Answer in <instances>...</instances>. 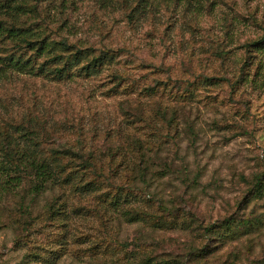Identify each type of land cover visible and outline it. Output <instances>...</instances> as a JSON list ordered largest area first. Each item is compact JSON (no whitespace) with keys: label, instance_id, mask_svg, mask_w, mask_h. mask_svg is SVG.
Wrapping results in <instances>:
<instances>
[{"label":"rangeland","instance_id":"rangeland-1","mask_svg":"<svg viewBox=\"0 0 264 264\" xmlns=\"http://www.w3.org/2000/svg\"><path fill=\"white\" fill-rule=\"evenodd\" d=\"M0 264H264V0H0Z\"/></svg>","mask_w":264,"mask_h":264},{"label":"trees","instance_id":"trees-1","mask_svg":"<svg viewBox=\"0 0 264 264\" xmlns=\"http://www.w3.org/2000/svg\"><path fill=\"white\" fill-rule=\"evenodd\" d=\"M15 8H18L15 7ZM4 32H6L7 36L9 38H12L13 40H18L19 42L24 43V45L30 49H35L36 53H43L45 51H48V49H56L57 47L62 46L64 50H68L71 46L68 45L66 42H45L43 40L41 41H34L30 40L27 37V34L21 29V28H14V29H3ZM60 44V45H59ZM57 56L60 55H54L53 59L58 58ZM78 59V54L74 53L72 58H67V61L65 64H69L71 62H75ZM8 64L11 66L17 68L18 70H24L25 66L29 64L30 59L22 60L20 55L15 56L14 54H10L9 57H7ZM100 58H97L96 61H99ZM64 70V67H60L57 69L59 73ZM54 152H57L56 150ZM67 151L64 152V154ZM82 161L85 165H88V162L86 159L82 158ZM14 168H22V169H29L34 177V184L32 186V190L35 193H41L43 192L48 184L54 183V171L50 168V166L47 164V162L43 159H39L36 157L30 158L27 157L23 152H21L17 157L16 165H14ZM5 182H9L12 185L19 184L20 177L19 176H9L7 179H5Z\"/></svg>","mask_w":264,"mask_h":264}]
</instances>
